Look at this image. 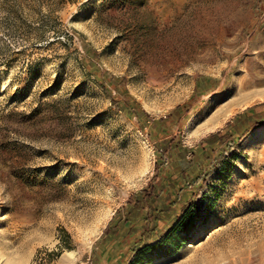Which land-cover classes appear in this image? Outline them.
<instances>
[{
  "label": "rangeland",
  "instance_id": "1",
  "mask_svg": "<svg viewBox=\"0 0 264 264\" xmlns=\"http://www.w3.org/2000/svg\"><path fill=\"white\" fill-rule=\"evenodd\" d=\"M258 69L264 0H0V264L81 260L114 209L157 183V142L196 148L264 108V82L221 108L238 72ZM199 76L209 89L194 94ZM208 101L226 120L190 127ZM134 103L145 128L120 109ZM193 199L194 227L150 264H264V123Z\"/></svg>",
  "mask_w": 264,
  "mask_h": 264
},
{
  "label": "trees",
  "instance_id": "2",
  "mask_svg": "<svg viewBox=\"0 0 264 264\" xmlns=\"http://www.w3.org/2000/svg\"><path fill=\"white\" fill-rule=\"evenodd\" d=\"M206 80L207 78L204 76H199L196 78L194 94L204 92L209 89L206 84ZM262 104L264 105V103ZM128 107L129 106L127 105H123L120 106V109H122L127 115L136 117V120L139 123L140 127L145 128L147 126L146 122L148 121V115L144 111V109H142V107L138 103H134L133 108ZM178 110L179 107L174 109L173 114L178 113ZM166 120L167 117L151 121L149 126L150 131L154 132L155 130H163ZM261 123H264V108L261 111L253 112L250 114H248V111L237 114L234 117V125L231 128L230 132L223 135H219V133H212L205 137L202 140L201 144L195 149L183 146L179 142H176L171 146L164 139L157 142L156 151L158 159H160V161H158L157 163L158 168L160 167L165 169L169 166L172 167L171 169L173 170H178L180 167V164L178 163L180 162V159H183L190 165L189 161H191V158L188 159L186 157L188 153H191L192 156H194V158H197L198 160L195 161L191 167L188 165V170L180 168V173H178L177 178H181L184 183L182 192L177 191L176 193L177 202L181 198V211L173 215V218H171V223L169 224V229L167 230V233L161 238V240L151 246H145L144 251L139 252V254L136 256L134 264L147 263V254H150L152 257V254L155 253L156 248L164 243V239L167 238V234L189 231L194 227L191 208L194 202L193 198L196 191L201 187V184L205 181L207 176L212 174L221 165L225 156V152L230 150L232 144H236L238 139L245 136L253 127ZM203 143L204 145H202ZM174 178V174L169 175L168 179L170 182H167L172 185V179ZM166 183L158 182L157 186L154 188H151L153 185H149V187L142 188L138 193L148 192L150 194L152 192H155V189L161 191L164 188V185H167ZM192 185L195 189L187 192L186 190ZM159 193H157V196H159ZM170 194L171 191L167 193V197L170 196ZM158 211L162 213L163 209L160 208ZM156 215L157 213H155V216ZM151 257L150 260H152Z\"/></svg>",
  "mask_w": 264,
  "mask_h": 264
},
{
  "label": "crops",
  "instance_id": "3",
  "mask_svg": "<svg viewBox=\"0 0 264 264\" xmlns=\"http://www.w3.org/2000/svg\"><path fill=\"white\" fill-rule=\"evenodd\" d=\"M186 157L191 158L190 167L198 160L191 153H188ZM171 168L159 169L157 183L170 182L168 176L174 174L172 185L167 182L161 191L155 189V192L150 194L135 192L122 205L115 208L92 241L87 253L75 264H134L136 256L144 251L145 246H151L160 241L167 233L173 215L182 209L181 198L178 202L176 198L177 191L182 192L184 186L182 179L177 178L180 168L189 169L188 165H180L178 170ZM157 183L153 182L151 188L156 187ZM194 189L192 185L186 191ZM169 191L171 194L167 197ZM160 208L163 209L162 213L158 211ZM155 213H157L156 216ZM147 255L148 262L145 264H150L151 255Z\"/></svg>",
  "mask_w": 264,
  "mask_h": 264
},
{
  "label": "bare ground",
  "instance_id": "4",
  "mask_svg": "<svg viewBox=\"0 0 264 264\" xmlns=\"http://www.w3.org/2000/svg\"><path fill=\"white\" fill-rule=\"evenodd\" d=\"M164 10H166V11L169 10L168 5L164 6ZM258 82H264V70L258 69L257 71L253 70L251 72H248V71L238 72V74L234 78L232 88L230 89V91H228V94H229L228 96H230L231 99L228 103L223 104V106L221 108L224 109V108L229 107L231 105H237L238 103L243 104V103L248 102L249 97H247V95H246L247 93L244 90L248 86H250L251 84H254V83L257 84ZM223 95L226 96V93H223ZM211 104H212L211 101H208L198 110V112L194 115V117H192V120L190 121V127L196 126V125H198V123L205 121V120H208L211 122L215 120L216 122H212L213 123L212 128H215L216 126H219L224 120H226L227 117L224 114L221 115L220 117L216 118L214 113L212 111H210V108H211L210 106L213 105V104L212 105ZM231 110L232 109H230L229 112ZM203 131H204V129H203ZM81 180H83V179H81ZM15 260H16V258H15ZM4 262H6V260Z\"/></svg>",
  "mask_w": 264,
  "mask_h": 264
}]
</instances>
